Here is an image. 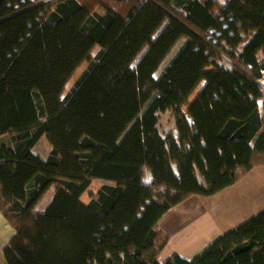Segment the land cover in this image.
Masks as SVG:
<instances>
[{"label":"trees","instance_id":"16d2710c","mask_svg":"<svg viewBox=\"0 0 264 264\" xmlns=\"http://www.w3.org/2000/svg\"><path fill=\"white\" fill-rule=\"evenodd\" d=\"M262 75L264 0H0L4 264H264V208L189 259L158 226L264 165Z\"/></svg>","mask_w":264,"mask_h":264},{"label":"crops","instance_id":"0c3cea01","mask_svg":"<svg viewBox=\"0 0 264 264\" xmlns=\"http://www.w3.org/2000/svg\"><path fill=\"white\" fill-rule=\"evenodd\" d=\"M261 105L262 102H259L260 107ZM187 200L189 203L186 204ZM262 208L264 165H259L234 184L213 195L192 196L171 207L165 214L173 211L178 216L171 218L169 226L163 222L165 214L158 222L159 228L169 234V243L163 258L172 252L184 258H192L206 244ZM171 231L176 232L172 234ZM13 234V229L0 214V264L2 251Z\"/></svg>","mask_w":264,"mask_h":264},{"label":"rangeland","instance_id":"374dc122","mask_svg":"<svg viewBox=\"0 0 264 264\" xmlns=\"http://www.w3.org/2000/svg\"><path fill=\"white\" fill-rule=\"evenodd\" d=\"M219 1H222V0H219ZM161 2L165 5V6H169L170 5V2L171 0H161ZM181 39L178 40V42L173 46V48L170 50V52L168 53V55L166 56L163 64L160 66V69L163 67L164 63L174 54V52L177 50V48L179 47L180 43H181ZM97 47H94L91 51V54L90 55H93L96 51H97ZM51 54L54 53V49H52L50 51ZM139 57V56H138ZM135 63V60L133 62V64ZM132 64V65H133ZM87 66V62H83L78 68L77 70L74 72L73 76L69 79V81L66 83L65 87H64V93L69 89V87L72 85V83L75 81L76 77L79 76V74L84 70V68ZM203 86V81L199 83V85L196 87V89L194 90V92L191 94V96L189 97V101L190 102L194 97L195 95L199 92V90L201 89V87ZM264 97V96H263ZM264 101V98H262L261 100H259V102H262L263 103ZM184 111L186 110V107H183L182 108ZM158 128L159 130L162 132V133H165V132H172V133H176V129H175V117L173 115V112L171 110H166L164 112H159L158 113ZM45 149H46V152H45ZM32 150L34 152H37L40 156L42 157H45L48 153V151L50 150V146H49V143H48V140L46 138L45 135H42L38 141L36 142V144L34 145V147L32 148ZM136 153H139L140 152V149H139V146L136 148L135 150ZM253 169V168H252ZM254 175V174H253ZM201 180V179H200ZM107 181H104L102 179H93L89 185V189H87V191L82 195V200L83 201H87L88 199V195H89V192L92 191V190H95L96 188H98L101 184L105 183ZM201 183H203V180H201ZM51 195H52V192L51 191H48L46 192L39 200L38 202L36 203V205L33 207L35 211H41L43 210V208L48 204L50 198H51ZM186 204L189 203V200H187L185 202ZM203 208L201 207L200 211H202ZM257 212H255L256 214ZM178 215L176 212H173L171 211L170 213H168L167 215L165 214L164 215V224L166 225H170L171 224V218L174 219L176 218ZM253 216V215H251ZM251 216H249L248 218H250ZM247 218V219H248ZM246 219V220H247ZM176 231H171V233H175ZM81 241H77L76 242V248L79 247ZM209 244V243H208ZM204 246L200 252H202L206 247L207 245ZM165 252L163 251V253H161V258H163ZM70 254L67 255L65 257V259L61 262V264H64L67 259L69 258ZM1 263L4 264L3 262V256L1 257Z\"/></svg>","mask_w":264,"mask_h":264},{"label":"built area","instance_id":"2783aa9c","mask_svg":"<svg viewBox=\"0 0 264 264\" xmlns=\"http://www.w3.org/2000/svg\"><path fill=\"white\" fill-rule=\"evenodd\" d=\"M45 1H48V0H38V2H41V3L45 2ZM258 83H259L261 90L264 92V75H262L259 78Z\"/></svg>","mask_w":264,"mask_h":264}]
</instances>
